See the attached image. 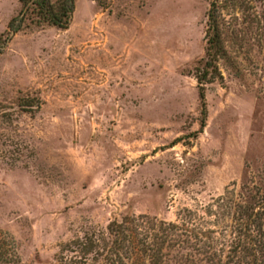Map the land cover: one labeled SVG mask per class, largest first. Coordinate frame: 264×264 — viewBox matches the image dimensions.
<instances>
[{
    "label": "rangeland",
    "instance_id": "rangeland-1",
    "mask_svg": "<svg viewBox=\"0 0 264 264\" xmlns=\"http://www.w3.org/2000/svg\"><path fill=\"white\" fill-rule=\"evenodd\" d=\"M25 1L0 0L3 264H229L264 179V0H74L67 30Z\"/></svg>",
    "mask_w": 264,
    "mask_h": 264
},
{
    "label": "trees",
    "instance_id": "trees-1",
    "mask_svg": "<svg viewBox=\"0 0 264 264\" xmlns=\"http://www.w3.org/2000/svg\"><path fill=\"white\" fill-rule=\"evenodd\" d=\"M25 2V9L21 16L24 17V13L33 10L45 23L63 30L70 27L75 10L74 0H58L55 3L52 0H26ZM19 26L17 19H13L9 24V28L15 29V32H18ZM210 29L214 35L208 39V51L212 56V60L208 61V66L213 68L211 62L215 64V61L223 57L224 48L217 21L212 20ZM9 40L10 37L6 40L0 37V55ZM258 181L261 182V186L254 183V187L251 188L244 184L239 215L244 221L245 230L243 238L240 236L239 242L232 249L234 254L231 255L229 264H264V179L260 178ZM195 247L208 264H216L215 258L218 255L211 254L208 250L209 246L199 248L195 245ZM6 255V253L0 255V264L5 262Z\"/></svg>",
    "mask_w": 264,
    "mask_h": 264
}]
</instances>
